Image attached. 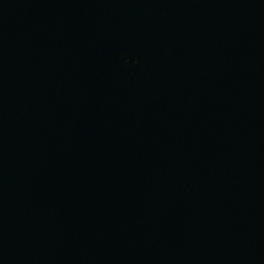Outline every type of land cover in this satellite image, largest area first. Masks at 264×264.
Segmentation results:
<instances>
[{"label":"water","instance_id":"obj_1","mask_svg":"<svg viewBox=\"0 0 264 264\" xmlns=\"http://www.w3.org/2000/svg\"><path fill=\"white\" fill-rule=\"evenodd\" d=\"M0 264H264V0H0Z\"/></svg>","mask_w":264,"mask_h":264}]
</instances>
